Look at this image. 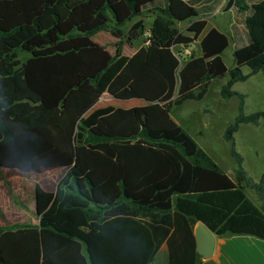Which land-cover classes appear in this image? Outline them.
I'll use <instances>...</instances> for the list:
<instances>
[{"label":"trees","instance_id":"16d2710c","mask_svg":"<svg viewBox=\"0 0 264 264\" xmlns=\"http://www.w3.org/2000/svg\"><path fill=\"white\" fill-rule=\"evenodd\" d=\"M218 2L0 0V168L66 171L55 191L35 184L38 224L0 226V264H148L163 242L167 264H199L197 221L216 236L264 239V172L247 174L233 139L243 123L264 128V111L246 114L232 89L264 75V0H226L235 11L233 67L221 56L230 36L215 28L201 37L200 55L180 59L175 50L201 35L198 17ZM146 11L156 16L133 55L92 39L102 30L120 38ZM186 20L184 33L176 22ZM226 75L222 97L240 99L223 134L233 178L170 115ZM105 92L153 103L95 106ZM0 179L18 202L1 170Z\"/></svg>","mask_w":264,"mask_h":264},{"label":"rangeland","instance_id":"374dc122","mask_svg":"<svg viewBox=\"0 0 264 264\" xmlns=\"http://www.w3.org/2000/svg\"><path fill=\"white\" fill-rule=\"evenodd\" d=\"M156 14L152 11H146L141 16L135 17L131 22L121 27L120 38L113 36L109 31L102 30L97 32L92 38L100 42L111 54L115 53L117 43H122V53L131 54L137 50L140 45L145 46L147 37L149 35V28L152 24ZM141 20L143 27L140 31L131 32L130 26ZM187 21H178L176 26L182 31H186ZM189 50V54L185 53V50ZM175 50L180 51L183 56H189L196 54L195 46H181L176 47ZM224 59L228 67L233 62L232 46H229L225 52ZM243 71L246 73L249 71L247 66L243 67ZM228 75L223 79H212L207 93L201 100H186L182 105L174 106L171 110V115L177 122L183 126L188 133L193 136L199 145L203 146L211 153L218 155V161L216 163L225 172L229 173L233 171L236 163L230 155V142L223 139V134L226 127L232 123L238 113L239 98L232 96L231 98H223L219 88ZM233 89L244 93L246 95L244 112L246 114L255 111H264V77L259 72L251 75L245 81H238L234 84ZM143 103L138 100L120 101L114 99L107 92L103 93L98 103L95 106L114 105L121 107H128L134 104ZM206 125V126H205ZM204 128L201 132L200 130ZM202 133L203 135L199 134ZM234 140L236 143V149L243 157V166L246 169L248 175L256 179L262 172H264V128L262 125L254 126L248 123H243L240 128L234 133ZM212 157V156H211ZM213 158V157H212ZM215 161V160H214ZM5 174H9L10 171L4 170ZM12 172V171H11ZM14 172V171H13ZM46 174V173H45ZM54 172H50L45 175V178H50ZM30 183H34L39 176L27 175L26 177L12 176L14 180ZM30 182V183H29ZM25 194H29L30 190L21 188ZM246 195L254 202H258V198L252 189H246ZM31 196V194H30ZM27 196V198H30ZM0 212H2L0 210Z\"/></svg>","mask_w":264,"mask_h":264},{"label":"crops","instance_id":"0c3cea01","mask_svg":"<svg viewBox=\"0 0 264 264\" xmlns=\"http://www.w3.org/2000/svg\"><path fill=\"white\" fill-rule=\"evenodd\" d=\"M225 4H226V0H219V2L217 3V5L215 6V8L213 10H211L210 12L205 13L203 15H200L198 17V18L204 19L206 21V26H205L203 32L201 33V35L198 38H196L190 45H188V46H192V45L195 46L196 54H194V55L198 56L201 54V50H200V46H199L200 39L211 28H215V29H217V30H219V31L230 36V43H229L228 47L232 46V53H233L234 40L232 38L231 26L235 20V11H234V8H232V7L228 8V9L225 8ZM186 21L188 22V25H189L190 21H188V20H186ZM187 26L185 28H187ZM180 31L184 32L182 30H180ZM184 33H187V32L185 31ZM98 43L101 44L100 42H98ZM140 47H142V46L140 45ZM227 48L223 51L221 56L223 58L225 65L228 67V65L226 64L225 59H224V55H225ZM137 50L133 51L131 54H128V55L124 54V55L131 56ZM233 66H234V59H233V62L231 63V66L228 68H231ZM263 77H264V75H263ZM216 78H219V77H216ZM212 79H215V78H212ZM219 79H223V77H221ZM211 80L208 82L206 91H205V93L201 99H203L204 96L206 95L207 89H208V86H209ZM222 84L220 85L219 93H220V89H221ZM234 84H233V86H234ZM233 86H232V89H233ZM236 92H238V91H236ZM239 93H241V92H239ZM242 94L244 95V104H245L246 95L244 93H242ZM234 96H236V95H234ZM225 99H227V98H225ZM189 100H192V99H189ZM239 101H240V99H239ZM182 104H180V105H182ZM174 106H179V105H174ZM174 106H172V108ZM243 107H244V105H243ZM172 108H171V110H172ZM171 110H170V115H171ZM171 117L176 123H178L177 120L174 119L172 115H171ZM254 126H256V125H254ZM258 126H260V125H258ZM239 128H240V126H239ZM203 129L204 128H202L200 130V132ZM200 132H199V134L203 135ZM223 139H224V137H223ZM234 142H235V140H234ZM200 147L207 154L212 156L213 159L215 160V162L218 161L217 160L218 159L217 154L211 153L210 151L206 150L201 145H200ZM235 148H236V143H235ZM229 152H230V150H229ZM230 155H231V153H230ZM241 156L243 157L242 154H241ZM243 161H244V157H243ZM0 170L3 174V176L11 184L13 193L15 194V196H17V198L19 200L18 202H14L12 200L11 196L7 192V189L3 183V180L0 179V210L2 211V212H0V226H3V225H23V224L36 225V224H38V222H39L38 218L39 217L36 214L37 213L36 200L34 197L35 196V184L39 183L47 191H55L58 181L62 178V176L66 172L65 169H62V168L61 169H52V170H47V171H43V172H36V174H28V175H34V176L40 177V180L37 179L34 183L29 182L31 186H28L29 184H26V182L17 181L16 178L14 180L12 179V176H20L22 178L26 177L27 171H22L19 169H9V168H3V167H1ZM4 170L10 171L9 174L6 175ZM50 172H54L55 174H52L50 178H45V175L50 173ZM227 174L231 178L234 177L233 171H230ZM260 175L256 179H254V178L253 179L257 180L260 177ZM21 188L29 189L30 190L29 194H25L24 191L21 190ZM30 194H31V196H30ZM27 196H30V198H27ZM257 198H258V202H254L253 200L252 201L255 205H257L258 207H261V201H260L258 196H257ZM148 264H167V246H166L165 242H163L160 245V247L158 248L154 257L152 258V260ZM199 264H264V239L253 236V235H249V234H236V235H231V236H216L215 245H214V249H213L212 254L206 258H203L200 256Z\"/></svg>","mask_w":264,"mask_h":264},{"label":"water","instance_id":"95a60500","mask_svg":"<svg viewBox=\"0 0 264 264\" xmlns=\"http://www.w3.org/2000/svg\"><path fill=\"white\" fill-rule=\"evenodd\" d=\"M136 100L142 101L145 104L153 103V101L145 99ZM26 174H36V172H26ZM194 236L196 243V253L203 258L209 257L214 249L216 235L201 221H197L194 226Z\"/></svg>","mask_w":264,"mask_h":264},{"label":"built area","instance_id":"2783aa9c","mask_svg":"<svg viewBox=\"0 0 264 264\" xmlns=\"http://www.w3.org/2000/svg\"><path fill=\"white\" fill-rule=\"evenodd\" d=\"M185 53H186V54H189V50L186 49V50H185ZM179 54H180V53H179ZM178 57L181 59V58H183L184 56H183L182 54H180Z\"/></svg>","mask_w":264,"mask_h":264}]
</instances>
